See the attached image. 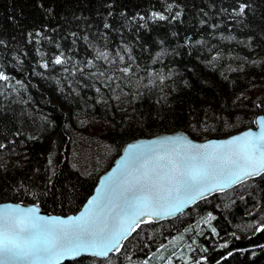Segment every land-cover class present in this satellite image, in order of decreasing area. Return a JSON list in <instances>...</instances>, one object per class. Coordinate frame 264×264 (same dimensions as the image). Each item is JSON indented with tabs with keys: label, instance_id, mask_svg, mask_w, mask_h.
<instances>
[{
	"label": "trees",
	"instance_id": "obj_1",
	"mask_svg": "<svg viewBox=\"0 0 264 264\" xmlns=\"http://www.w3.org/2000/svg\"><path fill=\"white\" fill-rule=\"evenodd\" d=\"M0 41V202L66 215L126 142L224 137L264 114V0H0ZM97 148L86 173L72 164ZM261 226L264 173L63 264H264Z\"/></svg>",
	"mask_w": 264,
	"mask_h": 264
},
{
	"label": "snow or ice",
	"instance_id": "obj_2",
	"mask_svg": "<svg viewBox=\"0 0 264 264\" xmlns=\"http://www.w3.org/2000/svg\"><path fill=\"white\" fill-rule=\"evenodd\" d=\"M244 10L241 4L239 14ZM152 17L165 19L155 12ZM61 57L56 56L54 63H67ZM97 58L107 60L108 54L98 53ZM8 79L0 72V81ZM4 147L0 144V149ZM126 156L77 216L42 217L34 207H0V264H58L66 257L107 258L119 252L121 242L153 217L175 215L207 193L264 173V128L259 135L249 131L219 143L194 144L171 137L147 147L130 145ZM212 219L209 214L203 222ZM261 230L264 226L257 228Z\"/></svg>",
	"mask_w": 264,
	"mask_h": 264
},
{
	"label": "water",
	"instance_id": "obj_3",
	"mask_svg": "<svg viewBox=\"0 0 264 264\" xmlns=\"http://www.w3.org/2000/svg\"><path fill=\"white\" fill-rule=\"evenodd\" d=\"M262 120H264V114L263 113H258L254 117L253 125L252 126H249V127L245 128V129H242V130H239L237 132L231 133V134H229L227 136H224V137L211 136V137H208V138H206L204 140H195V139H192L185 132H183L181 130H175L173 132H162V133H158L156 135H153L151 137H139V138L132 139V140L126 142L122 146V148L120 150V153L112 161L110 167L107 170H105L104 172H102L98 176V178L96 180V183H95V185H94V187L92 189L91 194L86 198V200L84 201V203L80 206V208L76 212H72V213H69V214H66V215L51 213V212H49V211H47L45 209H42L40 206H38L36 203H33V202L4 201V202H0V207H3L5 205H13V206L19 205L21 208H33L34 207V208L38 209L37 214L40 215V216H42V217H60L62 219H66L69 216H77L81 212L84 211L85 206L87 205L88 200L91 199L93 196H96L97 195V191L96 190L98 188L103 187L102 184H101V181L104 180V178L108 177L109 174L112 173L114 169H117L118 164H122L127 159L126 152H127V149L129 148L130 145H142V146L147 147V146H150L152 144V142H154V141L159 142V141L164 140L165 138H171V137L178 138V139L179 138H183L184 141L191 142V143H194V144H205V143H208V142H216V143H219L221 141H226V140H228V139H230L232 137H235V136H238V135H242L243 133L249 132V131L252 132L253 134L259 135L260 132L262 131V128H264V125L261 124V121ZM257 176L258 175L249 176L248 178L242 180L241 182H243V181H245V180H247L249 178H253V177H257ZM237 184H239V183H237ZM237 184H233L231 187L226 188L223 191H226L228 189H231L234 186H236ZM218 192H222V191H212L210 193L205 194V196L202 199L207 198V197H209V196H211V195H213L215 193H218ZM202 199H197L195 201V203L198 202V201H200V200H202ZM195 203L185 205L182 208V210L180 212L176 213L175 215L162 214L161 217H158V218L157 217H153L151 222H159V221H162V220H169V219L175 218V217L181 215L182 213H184L186 210H188ZM129 237H130V235L128 236V238ZM124 241L125 240H123L121 242V246H122V244H123ZM112 253H115V252H112ZM112 253H109V255L112 254ZM82 256H90V257H92L90 254H82L81 256L75 257V258L66 257L65 259L59 261L58 264H63L64 262L72 261V260L78 259V258H80ZM97 258L98 259H105L103 257H97ZM5 264H22V262H5Z\"/></svg>",
	"mask_w": 264,
	"mask_h": 264
},
{
	"label": "rangeland",
	"instance_id": "obj_4",
	"mask_svg": "<svg viewBox=\"0 0 264 264\" xmlns=\"http://www.w3.org/2000/svg\"><path fill=\"white\" fill-rule=\"evenodd\" d=\"M100 153H101L100 148H97L95 155L85 154V155H82V157H80V155H75L73 156L72 164L76 168H78L81 172L86 173L90 168L89 163L92 162L93 159L95 160L99 159ZM105 153L106 152H103L101 157L104 156Z\"/></svg>",
	"mask_w": 264,
	"mask_h": 264
}]
</instances>
